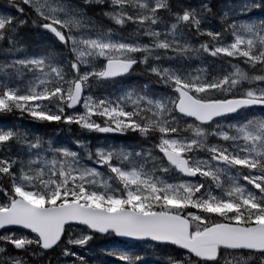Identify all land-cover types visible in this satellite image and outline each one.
Returning <instances> with one entry per match:
<instances>
[{"label":"snow or ice","instance_id":"6c2138e0","mask_svg":"<svg viewBox=\"0 0 264 264\" xmlns=\"http://www.w3.org/2000/svg\"><path fill=\"white\" fill-rule=\"evenodd\" d=\"M9 116L0 264H264V0H0Z\"/></svg>","mask_w":264,"mask_h":264},{"label":"trees","instance_id":"16d2710c","mask_svg":"<svg viewBox=\"0 0 264 264\" xmlns=\"http://www.w3.org/2000/svg\"><path fill=\"white\" fill-rule=\"evenodd\" d=\"M133 79L139 80L142 78L141 77H133ZM12 123H17L15 117L9 116L6 118H0V126H10ZM19 124L22 126H30L28 121H19ZM39 131L45 132L46 130L39 129ZM60 135H61V137H66L68 134L62 132ZM73 135H75V132L73 133ZM93 136H95V135H93ZM92 143L95 144V143H97V141L95 139H93ZM104 246H111V245L103 239L96 240V241L92 242V244H91L93 251H96V249H98L100 247H104ZM105 259L111 260V258H109V257H105Z\"/></svg>","mask_w":264,"mask_h":264},{"label":"rangeland","instance_id":"374dc122","mask_svg":"<svg viewBox=\"0 0 264 264\" xmlns=\"http://www.w3.org/2000/svg\"><path fill=\"white\" fill-rule=\"evenodd\" d=\"M92 135H99V134H92Z\"/></svg>","mask_w":264,"mask_h":264}]
</instances>
